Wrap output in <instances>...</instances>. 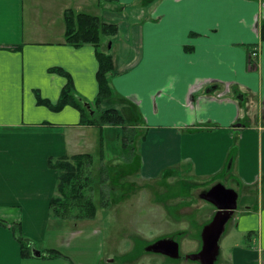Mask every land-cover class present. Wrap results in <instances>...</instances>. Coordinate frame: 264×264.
I'll use <instances>...</instances> for the list:
<instances>
[{
    "label": "crops",
    "instance_id": "crops-1",
    "mask_svg": "<svg viewBox=\"0 0 264 264\" xmlns=\"http://www.w3.org/2000/svg\"><path fill=\"white\" fill-rule=\"evenodd\" d=\"M68 8L119 27L123 70L112 85L145 130L139 177L235 191L217 257L264 264V0H0V219L21 224L32 254L23 257L14 230L0 224V264H105L96 219L62 222L50 212L59 173L48 159L87 152L93 127L74 107L38 104L36 92L57 102L67 80L50 69L61 67L80 95L98 93L95 47L65 41ZM254 43L260 54L250 70L245 45ZM160 204L150 219L173 218ZM217 211L206 213L209 223ZM48 249L68 259L42 258Z\"/></svg>",
    "mask_w": 264,
    "mask_h": 264
},
{
    "label": "rangeland",
    "instance_id": "rangeland-1",
    "mask_svg": "<svg viewBox=\"0 0 264 264\" xmlns=\"http://www.w3.org/2000/svg\"><path fill=\"white\" fill-rule=\"evenodd\" d=\"M157 1L141 0V3L147 6ZM108 45L109 42H105L104 49H110L113 46L110 52L117 60L118 71L123 70L124 59L120 57L118 61L117 41L113 40L110 48ZM120 108L129 122L135 112L130 110V114H127L123 107L120 106ZM105 131V164L110 169L111 178L104 190L106 195L109 191L108 196L112 201L116 200V203L113 202L108 208L100 207V192L103 190V185H101L98 169L100 165L98 155L100 131L98 128H91L89 132L91 143L84 149L93 153L95 157L92 176L98 212L96 220L89 222L103 232L102 262L105 264H202L200 260L189 257L199 254L203 249L202 233L210 221L206 213L214 208V205L202 198V193L210 190L211 185L191 187L186 184L191 181L171 183L169 181L173 178L167 180L165 175L156 181L141 179L138 175L139 161L135 159L132 164L123 162L116 131L111 127L106 128ZM139 144L138 138L135 144L137 152ZM155 200L161 202L160 207H157L161 210L160 212L164 210L173 218L168 214L163 216L162 220H151L150 210ZM177 207L188 208L187 215L180 217ZM179 218L183 221H178ZM163 239H171L177 243V257L153 248V245ZM213 264H223V262L217 257Z\"/></svg>",
    "mask_w": 264,
    "mask_h": 264
},
{
    "label": "trees",
    "instance_id": "trees-1",
    "mask_svg": "<svg viewBox=\"0 0 264 264\" xmlns=\"http://www.w3.org/2000/svg\"><path fill=\"white\" fill-rule=\"evenodd\" d=\"M64 37L66 43L80 47L91 44L95 47L98 60L96 79L98 82V93L93 101H89L80 95L73 81L72 76L61 67L51 68L50 71L61 74L66 78L57 102L43 98L36 92L37 103L47 106L53 111H60L66 106L76 108L80 114V124L96 127L100 131L98 142V155L100 160L99 174L103 185L101 190L100 207L108 208L116 200H111L104 187L110 180V169L105 164V128H112L116 131L117 141L120 146L123 162L132 164L139 159L136 141L145 138V130L141 128V118H131L127 121L121 107L123 100L117 98V93L112 85V78L119 75L117 60L110 52L113 48V40L117 41L119 27L116 23L106 21L98 15L88 12L76 11L68 8L64 11ZM260 41H264V19L260 25ZM111 42L110 49H104V43ZM248 49V60L251 53L259 43L245 45ZM253 60V59H252ZM255 60V59H254ZM254 68H250L253 70ZM116 100V101H115ZM90 106V107H89ZM133 109V108H132ZM92 111V113H91ZM144 131V132H143ZM143 132V133H141ZM95 164L94 154L91 152L64 155L61 157H50L48 166L58 171L57 193L50 201L51 217L62 221L79 223L86 220H94L97 217L98 205L95 200L96 191L93 186L94 178L92 168ZM110 189V188H109ZM108 196V198H107ZM0 224L14 230L18 241L21 244L23 257H32L29 251V240L23 236L21 224H10L0 219ZM42 258L55 259L68 257L54 249L44 250Z\"/></svg>",
    "mask_w": 264,
    "mask_h": 264
},
{
    "label": "water",
    "instance_id": "water-1",
    "mask_svg": "<svg viewBox=\"0 0 264 264\" xmlns=\"http://www.w3.org/2000/svg\"><path fill=\"white\" fill-rule=\"evenodd\" d=\"M111 47L109 42L108 48ZM90 107V106H89ZM92 113V111H91ZM217 208V213L212 221L203 229V249L199 254L190 255L191 259H198L202 264H213L219 251V241L224 233L226 223L231 219L237 208V194L235 191L216 185L203 196ZM154 249L171 256H178V245L171 239H163L153 245ZM35 256H41L39 250L34 249Z\"/></svg>",
    "mask_w": 264,
    "mask_h": 264
},
{
    "label": "built area",
    "instance_id": "built-area-1",
    "mask_svg": "<svg viewBox=\"0 0 264 264\" xmlns=\"http://www.w3.org/2000/svg\"><path fill=\"white\" fill-rule=\"evenodd\" d=\"M259 49H260L259 47H256L254 49V51L251 53V56H250V58L248 60V68H254V67L257 66L258 59H259V54H260V50Z\"/></svg>",
    "mask_w": 264,
    "mask_h": 264
},
{
    "label": "flooded vegetation",
    "instance_id": "flooded-vegetation-1",
    "mask_svg": "<svg viewBox=\"0 0 264 264\" xmlns=\"http://www.w3.org/2000/svg\"><path fill=\"white\" fill-rule=\"evenodd\" d=\"M206 194V192L205 193H202V196H204Z\"/></svg>",
    "mask_w": 264,
    "mask_h": 264
}]
</instances>
